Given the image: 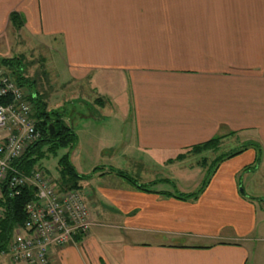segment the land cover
I'll return each mask as SVG.
<instances>
[{"label": "crops", "instance_id": "obj_1", "mask_svg": "<svg viewBox=\"0 0 264 264\" xmlns=\"http://www.w3.org/2000/svg\"><path fill=\"white\" fill-rule=\"evenodd\" d=\"M14 31L51 42L75 131L114 119L109 132L98 124L92 132L101 153L126 144L134 160L171 165L217 137L206 151L258 145L221 160L196 198L109 180L98 194L115 212L118 238L91 228L54 248V264H264L251 260L260 249L264 255V0H0L2 46ZM82 97L90 98L85 109ZM259 152L257 168L246 170ZM94 206L93 225L103 227Z\"/></svg>", "mask_w": 264, "mask_h": 264}, {"label": "rangeland", "instance_id": "obj_2", "mask_svg": "<svg viewBox=\"0 0 264 264\" xmlns=\"http://www.w3.org/2000/svg\"><path fill=\"white\" fill-rule=\"evenodd\" d=\"M11 41L12 43L6 45V47L0 44V59L14 56L20 57L23 63L24 76L33 83L32 88L30 87L31 91L43 97L44 101L47 103L48 111H61L64 114L63 118L65 123L72 127L75 111H73L72 108L70 109L71 105L67 102L69 95L68 91L65 89L66 87L63 86L61 82L57 83L55 78V68L51 66V60L54 59V55L56 56V51L49 46L51 42H38L31 37H26L25 34L20 33V31L12 32ZM57 62L59 71L67 76L66 67L60 55ZM51 67H53V70ZM82 98V106L84 107L83 109H85V107L91 104L88 102L90 98ZM33 111L35 112V107ZM114 122V119L110 118L106 119L104 122H98L96 119L90 120L88 123L91 125L87 133H85V131H80L83 128L80 127L82 123L75 125L74 128L76 129V134H78V143L76 145L77 147L71 150L72 164L80 174L86 176V178L79 182V189L85 196L90 211L92 212L91 208L95 205L93 210L96 211V209H99L98 211L101 212L96 220L103 224L106 223L103 227L92 225L91 228L95 231L94 233H96L97 236H105L109 239L118 238L120 231L113 226V224H115V220H113L115 212L111 207L105 205L104 202L101 201V196L99 197L98 194L99 188L113 179L117 180L119 183L123 181L124 184L135 186L124 175L118 174L117 170L136 178L139 182H141V180L154 179L145 184H151L150 187L154 186L153 188L156 190L167 189L174 193L181 191H198L206 178L208 166L212 165L215 157L218 155L223 156L225 153L228 154L232 152V150L238 149L240 146L237 143L230 142L222 145L219 151L202 150L200 151L202 153L198 156H195L194 152H190L191 154L188 152L191 157L184 160L182 163L171 165L159 164L157 161L152 160H134L131 155L132 150L128 149L126 144L121 145L122 151H118L115 154L109 151L101 153L98 149L100 148V143L92 138V132L95 130L94 127L98 124L97 126L99 127H96L97 130H101L102 127L103 133L109 132L111 129L110 125L114 124ZM131 134L132 129L128 121L125 123V142H130ZM102 136H104V134L101 135V137ZM48 147L49 145L44 146L43 151L45 155L37 163L36 169L46 171L49 174L48 176L57 185L62 186L59 160L70 148L62 147L53 151L49 150ZM134 155L136 154L134 153ZM202 156H204V158H201ZM98 166H100L101 169L95 170V167ZM1 214L2 213H0V216ZM91 221L93 222L92 219ZM260 250L251 258L252 261L263 258L262 263L264 262V255ZM1 256L8 259V264L17 263L7 255L0 253V258Z\"/></svg>", "mask_w": 264, "mask_h": 264}, {"label": "built area", "instance_id": "obj_3", "mask_svg": "<svg viewBox=\"0 0 264 264\" xmlns=\"http://www.w3.org/2000/svg\"><path fill=\"white\" fill-rule=\"evenodd\" d=\"M33 94L0 65V199L5 187L10 196L27 185L35 188L34 199L25 207L27 219L16 227L2 254L25 264H54L53 249L87 235L93 222L80 189H62L46 171L35 169L27 176L14 165L41 138L33 116Z\"/></svg>", "mask_w": 264, "mask_h": 264}, {"label": "trees", "instance_id": "obj_4", "mask_svg": "<svg viewBox=\"0 0 264 264\" xmlns=\"http://www.w3.org/2000/svg\"><path fill=\"white\" fill-rule=\"evenodd\" d=\"M11 22L15 27H21L23 21L18 13L11 15ZM0 65H3L11 70L15 80L21 86H26L30 89L32 84L28 78L24 76V68L22 59L20 57H7L0 59ZM35 112L33 116L36 119L37 129L41 132V138L32 143L26 152L16 161H14L15 167L19 168L25 175L29 176L36 169L37 163L45 155L43 151L44 146H48L49 150L56 151L58 148H70L59 160L60 174L62 189H79V182L86 178V176L80 174L76 167L71 162V150L74 149L78 143V135L75 130L68 126L63 118V113L59 110H47V103L43 97L37 93L31 96ZM33 107V109H34ZM51 126L54 127L52 133ZM220 137L214 138L203 144L193 146L188 152L198 153L205 149L217 148L220 142ZM248 146H258L256 143L249 142L243 146L242 149L234 151L229 155H223L214 160L211 166H208V172L203 182V186L200 190L184 193L176 192L177 197L182 199L196 198L197 195L208 183L210 176L212 175L217 164L227 156H233ZM186 157L185 154H180L176 160H183ZM260 152L255 164L246 167V170H254L257 168L260 162ZM101 169L100 166L95 167V170ZM118 174L124 175L132 182L137 188L141 190L150 191V185L140 183L136 178L128 176V174L117 170ZM156 184V183H153ZM4 195L0 199V208L2 214L0 216V253L6 250L7 244L12 238V235L17 226L23 225L27 219V213L25 210L26 204L32 201L35 197V188L33 186H24L19 194L10 196L7 187L4 188ZM83 236L76 237V241L80 240Z\"/></svg>", "mask_w": 264, "mask_h": 264}, {"label": "water", "instance_id": "obj_5", "mask_svg": "<svg viewBox=\"0 0 264 264\" xmlns=\"http://www.w3.org/2000/svg\"><path fill=\"white\" fill-rule=\"evenodd\" d=\"M51 129H52V133L54 132V128L51 126ZM243 187H241V191H243Z\"/></svg>", "mask_w": 264, "mask_h": 264}]
</instances>
